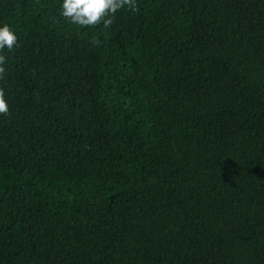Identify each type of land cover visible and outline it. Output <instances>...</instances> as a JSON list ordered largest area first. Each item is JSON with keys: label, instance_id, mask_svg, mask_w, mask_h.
Segmentation results:
<instances>
[{"label": "trees", "instance_id": "1", "mask_svg": "<svg viewBox=\"0 0 264 264\" xmlns=\"http://www.w3.org/2000/svg\"><path fill=\"white\" fill-rule=\"evenodd\" d=\"M62 2L0 0V264H264V0Z\"/></svg>", "mask_w": 264, "mask_h": 264}, {"label": "clouds", "instance_id": "2", "mask_svg": "<svg viewBox=\"0 0 264 264\" xmlns=\"http://www.w3.org/2000/svg\"><path fill=\"white\" fill-rule=\"evenodd\" d=\"M125 5L133 11L137 10L136 0H63L61 15L82 26L98 25L102 22L107 27L112 24L117 10ZM17 41L18 35L13 27L8 23H0V79L4 78L7 71L6 57L2 50H12ZM9 108L5 90L0 88V114L8 113Z\"/></svg>", "mask_w": 264, "mask_h": 264}]
</instances>
